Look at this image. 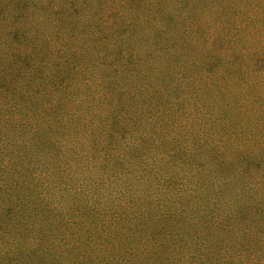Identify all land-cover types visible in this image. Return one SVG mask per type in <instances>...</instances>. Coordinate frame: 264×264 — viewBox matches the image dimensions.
Masks as SVG:
<instances>
[{
  "label": "rangeland",
  "instance_id": "obj_1",
  "mask_svg": "<svg viewBox=\"0 0 264 264\" xmlns=\"http://www.w3.org/2000/svg\"><path fill=\"white\" fill-rule=\"evenodd\" d=\"M16 1L0 0V13L6 7L8 12L0 20V264L64 262L55 234L52 246L45 245L48 232L80 225L62 216L76 219L90 211L94 218L96 209L106 212L109 203L121 209L135 195L125 190L128 180L104 188L86 143L64 138L82 130L81 124L64 127L52 120L54 107L43 109L56 104L61 83L79 87L76 101L86 90L91 115L103 117L92 123L94 130L106 128L110 118L119 128L121 117L125 129L153 134L154 158L143 157L155 164L157 177L174 178L180 168L184 175L185 168L189 181L206 179V190L195 187L193 196L216 201L214 217L248 222L260 216L264 225V66L254 63L264 48L257 33L264 26V0H159L153 7L142 0H73L70 15L67 0H23L33 3L25 19ZM57 12L66 20L52 19ZM23 30L31 44L18 47ZM42 42L50 47L46 52ZM76 50L89 64L76 62ZM31 113L48 121L41 139L46 136L49 151L32 137ZM169 146L183 154L180 168L174 166L179 151L163 156ZM152 216L136 227L159 242L161 223ZM35 237L43 240L38 251ZM207 256L202 253L199 261ZM145 262L153 264L148 257Z\"/></svg>",
  "mask_w": 264,
  "mask_h": 264
},
{
  "label": "trees",
  "instance_id": "obj_2",
  "mask_svg": "<svg viewBox=\"0 0 264 264\" xmlns=\"http://www.w3.org/2000/svg\"><path fill=\"white\" fill-rule=\"evenodd\" d=\"M142 1L145 2V5L153 7L159 0ZM66 3L65 12L70 15L72 13L70 7L74 5L75 1L67 0ZM15 4H19V17L25 19V14L33 3L26 5L23 0H17ZM80 9L83 11L82 7ZM3 14L8 15L7 7L3 10V13H0V20L4 19L1 16ZM67 14L57 12L52 19L59 18L57 22L61 23L62 20H66L65 16ZM257 30L258 34L262 33L264 36V26L259 27ZM1 31L8 32L6 28L1 29ZM51 35L49 33L48 36ZM121 39L122 37H119V43ZM16 43L18 47L30 45L31 36L29 32L23 30L17 37ZM42 45H45L44 52H46L49 47L48 43L42 42ZM261 50H263L261 56L254 63L264 66V48L262 47ZM123 56L120 55L121 59H123ZM64 59L66 61L70 60L68 57ZM76 62L89 64V59H86L85 53L76 50ZM136 62H139V59ZM131 64H133V61ZM94 65L96 64L94 63L92 68ZM133 67L136 68V65ZM70 68L80 67L71 65ZM61 81L64 80L61 79ZM259 83L261 82L259 81ZM78 88L75 84L61 83L60 89L63 90L59 93L60 98L54 101L56 104H50L51 108L45 106L43 109L50 110L54 107L55 114L52 115L54 116L52 120L61 122L64 127L68 125L71 128L73 125L78 126L81 124L82 130L69 133L64 138L71 140L73 143H86L88 146L86 154L90 160L94 161L92 167L98 171V174L104 176L102 182L104 188L113 187V185L128 180L131 187L125 190L131 189L135 191V195L125 200V205H121V209H119V205L116 209V206L106 199L105 205L107 206L108 202L110 207H107L106 212L102 210L101 213L99 212L100 209H96L97 212L93 216L94 218H91L90 211L86 214L79 213L76 218L78 220L62 216L63 222H79L80 225L62 226L55 230L56 233L48 232L45 245L51 244L52 246L54 234L55 237H58L55 238L56 241H62L58 252L60 253L61 248L64 262L62 261L60 264H137L138 261L141 264H146L145 259L147 257L152 260L153 264H264V225L258 223L260 216L248 222L238 221L236 218L230 220L226 217H221V219L217 216L214 217L212 215L214 208L211 207L215 205L216 201H210V198L204 200L201 197L193 196L196 194L195 187L198 191H202V188L205 191L208 181L201 177L196 178L195 181H189V178L184 176L186 175L185 168H183L184 175L180 174V169H182L180 168V158L182 159L183 154L181 155L180 150L176 147H164L165 154L163 156L170 157L174 152L179 151L177 153L179 156L176 155V160H174V166L180 168L178 175L175 171L173 172L175 176H172L174 178L161 179L157 177L155 169H153L155 164L146 161L148 158L144 159L143 157L145 155L151 157L153 152L157 151L156 148L158 147L155 144L154 137H152L153 134L147 135L144 131L125 129L123 126L125 125L124 121L120 122L121 117L116 120L118 121L116 126L119 128H113L112 118H110V121L107 120L106 123L105 121L103 123L106 128L94 130L91 127L92 123L103 119V117H96L95 114L91 115V111L88 110L89 100L84 98L85 89L80 91L83 98L78 101L75 100V96H78L75 91ZM41 90L48 93L45 87H42ZM65 92L68 96H64ZM0 105L3 107L2 102ZM16 108L18 111L20 110L19 107ZM38 110H40L39 105ZM31 115L35 117L32 119L28 115L31 120L29 124L32 137H35L38 144L49 151L51 147L47 142L48 139H46V136L41 139L44 129L48 127V121L40 120L38 114L31 113ZM13 120L14 118H11V122ZM134 120L137 122L136 118ZM18 121L22 122L21 120ZM42 123L44 127L41 128ZM114 137L120 138V140H116V143L119 142L122 149V154L118 156L114 154V145H112ZM99 152H101L100 155H97ZM124 175L125 177L118 182ZM26 182L27 176L24 184ZM242 183L246 187L247 181L245 179ZM189 184H192V186H189ZM140 186L143 187L139 188ZM119 196L121 197V195ZM220 198V196L215 197L217 200H220ZM149 215L155 217V222L161 223L159 230L156 232V236L162 233V239L159 242L153 239V235H146L141 227H136L137 223H144ZM167 216L170 217L168 219L171 223L166 225L164 223ZM218 216H221V214ZM262 218L264 220V217ZM175 221L182 222V224L174 227ZM248 225H250V229L245 234L243 231ZM16 231L20 233V230ZM141 236H147L144 238L143 243L132 245L133 240L141 241ZM35 238L37 243L34 245V250L38 251L36 245L42 243L43 240L39 237ZM44 249L46 250V248ZM202 253L208 254L206 261H199Z\"/></svg>",
  "mask_w": 264,
  "mask_h": 264
}]
</instances>
